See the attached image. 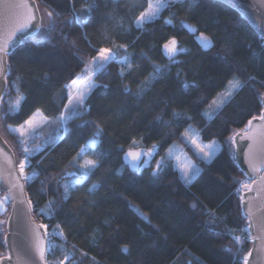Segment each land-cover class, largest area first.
Instances as JSON below:
<instances>
[{
    "label": "trees",
    "instance_id": "16d2710c",
    "mask_svg": "<svg viewBox=\"0 0 264 264\" xmlns=\"http://www.w3.org/2000/svg\"><path fill=\"white\" fill-rule=\"evenodd\" d=\"M36 2L40 11L53 13L55 30L46 41L24 39L7 55L0 134L18 163L23 145L9 126L18 127L37 112L47 118L28 144L31 165L25 173L38 175L25 183V190L34 218L63 232L53 256L57 264H244L251 245L237 192L244 175L229 138L262 108L264 39L236 11L214 0H185L139 28L136 18L148 0ZM87 5L94 7L85 12ZM202 33L211 39L207 49L200 43ZM172 38L180 51L170 59L163 45ZM121 44L127 49L118 50V60L127 55L132 70L121 75L118 60L108 64L93 77L100 86L88 95L87 110L59 123L68 100L66 85L100 47ZM232 78L243 87L206 116L209 102ZM17 89L24 99L12 110ZM174 111L180 114L176 118ZM188 126L201 140L220 142L210 163L183 142ZM92 139L86 156L98 158L100 165L63 199L58 181L76 179L67 175L79 172L70 161ZM175 142L200 169L190 184L165 156ZM154 145L153 160L137 171L122 162L126 150L149 151ZM162 157L164 166L154 175ZM49 200L56 203L45 215L41 210ZM5 220L0 223V255L5 252Z\"/></svg>",
    "mask_w": 264,
    "mask_h": 264
},
{
    "label": "snow or ice",
    "instance_id": "6c2138e0",
    "mask_svg": "<svg viewBox=\"0 0 264 264\" xmlns=\"http://www.w3.org/2000/svg\"><path fill=\"white\" fill-rule=\"evenodd\" d=\"M185 0H148L147 7L140 12L139 16L136 18V26L139 28L146 22H151L156 17L160 15V13L177 3L183 4ZM264 2V0H262ZM18 9H20V12L17 14V19L14 23V25L10 28V30L7 33L6 38L0 42V54H3L0 56V72L3 71L4 64H3V57L7 56L9 54V46L11 45V42L13 38L21 32L27 33V38L32 39L35 38L36 41L39 43L41 41H46L49 37L48 34L53 32L55 30V23L52 21V12H48L47 16L49 17V23L45 26L41 23H37L34 27L32 26V21L36 19V17L32 13V5L28 3V0H21L19 4L16 5ZM94 7V5H87L83 10L85 12H89L91 8ZM76 20L79 21L80 17L77 14ZM85 23L87 20L84 21ZM32 29L30 32L29 29ZM200 41L202 46L207 49L211 46V39L207 36H204L202 33L200 36ZM166 55L171 59L174 57L180 49L177 48V41L175 38L170 39L167 43L163 45ZM119 49H127V45H117L113 48L109 47H100L98 50H96V55L91 57V59L88 61V63L85 65V69L83 72L78 76L77 80H73L71 85H66V87L71 88L75 87L77 85V82L79 81V87H76L75 92H69L68 95V103L64 106V111L60 113V116L58 118L59 123H65L67 119H70L76 115L82 114L83 110L86 109V100L88 95L91 93V91L99 87L100 85L95 84L93 81V77L97 74L102 73L108 64L117 61L118 56L117 52ZM118 62L123 66L121 70V75L124 74V70L127 69L128 71H131L133 68L132 63L130 62L127 55H125L123 58H119ZM156 71H159V68L156 69ZM151 79H155V76L153 75ZM151 79L146 80L144 82V88L148 87L149 83L151 82ZM87 82V83H85ZM106 87V85H105ZM185 87H188L187 84H185ZM243 87V84L239 79H234L232 81H229V88L226 93H224L219 101H213V104L218 109L223 106L224 103L227 102L231 98L234 92L238 91ZM144 88L140 89V92L142 93L144 91ZM18 95L14 102L11 103V109L17 110L20 107L21 101L24 99L22 94H19V89H17ZM180 114L178 112H173L172 116L173 118L178 117ZM35 116V114H34ZM158 120L163 122L162 117H157ZM257 119V117H253V120ZM258 119L262 122L261 125H258L256 128L252 127V120L248 121V124L246 126V129L240 130V132H236L233 134L232 137H230L231 143L234 145L236 143V137L241 136V133L243 134L241 138L247 137L248 139L253 140L254 142L257 141V138H259V142L264 144V111H262L261 115L258 117ZM47 121V118H44V122ZM38 127V125L34 122L33 119L26 120L23 124H21L18 128H11L9 126V130L13 132H17L20 143L23 145V152H24V158L20 160L19 162V177H17L16 182L12 184L13 188H18L21 193H23L24 189V183H27L30 179H32L34 176L38 175L37 173L33 172L31 176L25 173V168L29 166V157L31 155V149L28 147V144L30 143L31 139L35 135V130ZM99 129L97 130V135H99ZM184 137H187L193 145L196 146V148L199 150V154H201V159L206 162L210 163L212 159L216 156V154L221 150V146L216 143V141H212L209 144H201L198 142V133L195 132L194 129L189 126V128L185 129V131L182 134ZM95 143L93 141L85 148H81L80 152L77 153L76 157H73V161H70V164H72L73 167L78 166L79 172H72L67 173L69 176L76 177L73 181L70 183H64L59 184L58 186L63 188V192L61 193L63 199H67L70 191L78 184L83 182V179L88 175L89 172L96 169L100 165L99 159H92L88 158L86 156V152L88 150H91L92 145ZM136 142L133 141V144ZM251 149V146H249ZM155 149V145L152 149H149L148 153H144L142 151L140 152H134L132 150H129V152L126 154L127 157H130L133 161V167H135V162L140 159L143 155H151L152 152ZM172 150L169 149L168 156H172ZM248 154H246L247 156ZM83 158L82 162H78V158ZM8 163L11 164L12 161L9 158ZM164 166V158L162 157L160 161H157L156 164V171L154 172V175L158 174V172L162 169ZM249 166L254 170L259 172L260 168H257L252 161L251 158H249ZM181 172V179L187 183L190 184L192 180L195 178L196 175L199 174L200 169L196 167L194 164L188 163L185 164L183 167L180 168ZM23 180L24 183H21L20 180ZM261 179H264V177H261ZM241 188L237 189V192H240L242 189H246L247 191H252V183H255V181H252V183H248L246 181H240ZM96 188V185H93V189ZM93 189H89V191H92ZM8 198L5 197L4 200H0V206H2L5 201ZM243 197H241V200L243 201ZM23 201H21L22 203ZM27 203L31 205L32 201L30 199L27 200ZM56 201L55 200H49L47 207L45 209H42V213L45 215H50L55 206ZM195 206V205H193ZM249 216V219L251 218V213L249 212L247 214ZM31 222V217H27V223ZM2 223V221H0ZM47 225L41 224L39 225V228L47 229ZM59 227V225H57ZM251 227V225H249ZM29 231L32 233V236L25 235L24 240H22L17 247L20 251L18 254V261H22V264H35L34 260L32 259L33 252L39 256L40 261L45 262L46 264V253L48 252V247L46 246L45 239L40 235L39 231L36 228H30ZM45 235H47V232L45 231ZM60 236L63 235V232L61 231L59 233ZM236 241L239 242L241 238L239 236L235 237ZM124 251L127 252V247L124 248ZM251 255V253L249 254ZM25 257L27 259H25ZM64 260H69V257L67 255L64 256ZM248 257L244 258V264H247ZM60 264H63V261H60Z\"/></svg>",
    "mask_w": 264,
    "mask_h": 264
},
{
    "label": "water",
    "instance_id": "95a60500",
    "mask_svg": "<svg viewBox=\"0 0 264 264\" xmlns=\"http://www.w3.org/2000/svg\"><path fill=\"white\" fill-rule=\"evenodd\" d=\"M218 1L232 10L236 11L248 24L249 26L264 39V2L262 0H214ZM21 0H0V42H2L10 28L14 25L17 14L20 9L16 7ZM28 3L32 5V13L36 17L32 21L34 27L37 23H42L43 18L38 8L36 0H28ZM30 28L28 31L30 32ZM27 38L26 32L18 33L12 40L9 46V54L24 40ZM201 43V41H200ZM204 48V47H203ZM205 49V48H204ZM8 54V55H9ZM3 54H0L2 56ZM4 68L0 72V104L3 98V93L6 89L7 83L6 78L8 76V62L7 56L3 57ZM261 110L258 115L253 116L257 119L252 120V127L256 128L261 125V121L258 117L264 111V94L260 96ZM248 120V121H249ZM248 121L243 129H246ZM240 132V130L232 133ZM243 134L241 133V136ZM236 137V143L232 147V156L238 169L244 175V178L252 183V191L242 189L240 192V211L241 215L246 221V231L250 239V248L247 253L248 261L247 264H264V144L259 142V138L254 142L247 137L241 138ZM251 146V149L249 148ZM132 150L134 152L148 151L138 149L126 150L121 158L122 162L127 165L131 170L137 171L143 162L150 163L154 155H143L138 161L135 162L133 167V161L126 154ZM246 154H248L246 156ZM11 159L12 163L9 164L8 160ZM249 158L252 159L255 166L260 168V171H254L249 166ZM19 177V167L16 164L15 154L6 140L0 134V188L4 190L6 196L11 202L8 215L4 224L3 242L5 246V252L0 255V264H22V261H18L19 249L15 247L22 240L25 235L32 236L29 231L30 228H36L40 235L45 239L46 246L48 247L47 236L45 235V229L39 228V223L33 216L32 205L27 203L28 195L25 190V183L21 179L20 182L24 183L23 193L18 188H13L12 184L16 182ZM241 188V187H240ZM243 197V201L241 200ZM21 201H23L21 203ZM251 213L249 219L248 213ZM31 217V222L27 223V217ZM251 225V227H249ZM251 253V255H249ZM25 259H27L25 257ZM32 259L35 264H45L40 261L39 256L33 252Z\"/></svg>",
    "mask_w": 264,
    "mask_h": 264
},
{
    "label": "rangeland",
    "instance_id": "374dc122",
    "mask_svg": "<svg viewBox=\"0 0 264 264\" xmlns=\"http://www.w3.org/2000/svg\"><path fill=\"white\" fill-rule=\"evenodd\" d=\"M40 13H41V15H42V18H43V21H42V23L41 24H43V25H47V23H48V16H47V14H46V12H44V11H40ZM85 69V68H84ZM83 72V71H82ZM81 72V73H82ZM78 78V77H77ZM77 78L75 79V80H77ZM234 79H236V78H232L230 81H232V80H234ZM94 81V80H93ZM85 83H87V82H85ZM72 84V82L69 84V85H71ZM80 85H79V81L77 82V85L75 86V87H71V88H68V95H69V92L71 91V92H75L76 91V87H79ZM228 88H229V82L227 83V85H226V87H225V89L222 91V92H220L213 100H211L210 102H209V104H208V106H207V108H206V110H205V114H206V116H210L214 111H216V110H218L216 107H215V105L213 104V101H219V99L221 98V96L224 94V93H226L227 91H228ZM67 103H68V100H67ZM66 103V104H67ZM31 119H33L34 120V122L38 125V127L36 128V130H35V135H37V134H39V128L45 123L44 122V116H42L40 113H35V116L34 115H32L31 117H30ZM29 118V119H30ZM28 119V120H29ZM19 127V126H18ZM18 127H15V128H18ZM15 128H13V129H15ZM187 128H189V126L187 127ZM186 128V129H187ZM191 128L192 129H194L192 126H191ZM195 130V129H194ZM15 134H17L18 135V133L17 132H14ZM183 134V133H182ZM34 135V136H35ZM182 137V139H183V142H185L186 144H188L191 148H192V150H193V152L199 157V158H201V154H199V150L196 148V146L195 145H193L192 143H191V141L187 138V137H184L183 135L181 136ZM93 141H95V139H92L89 143H92ZM212 141H216V143L218 144V145H220L221 146V144H220V142L219 141H217V140H211V141H203V140H201L200 139V137L198 136V142L199 143H201V144H209V143H211ZM42 149V147H39L37 150L39 151V150H41ZM169 149H171L172 150V156L171 157H169L168 156V151H169ZM154 152V151H153ZM152 152V153H153ZM165 156L166 157H169V158H172L173 159V162H174V165L176 166V168L178 169V171H179V175H180V178H181V172H180V168L181 167H183L185 164H188V163H191V164H194L196 167H198L197 166V164L189 157V155L187 154V152L184 150V148H183V145L181 144V143H178V142H175V143H173L166 151H165ZM23 157V156H22ZM89 158V157H88ZM82 159L83 158H81V162H82ZM199 168V167H198ZM182 180V179H181ZM183 181V180H182ZM184 182V181H183ZM185 183V182H184ZM187 184V183H186Z\"/></svg>",
    "mask_w": 264,
    "mask_h": 264
},
{
    "label": "built area",
    "instance_id": "2783aa9c",
    "mask_svg": "<svg viewBox=\"0 0 264 264\" xmlns=\"http://www.w3.org/2000/svg\"><path fill=\"white\" fill-rule=\"evenodd\" d=\"M23 158H24V156L21 157L20 160H22ZM19 162L18 163L16 162V164L18 166H19ZM28 163L30 166L31 165L30 159H29ZM28 167L25 168V171ZM242 181H246L249 183V181L245 178ZM239 185L241 186V184H239ZM4 192L5 191L0 188V200H4L5 197H7ZM10 205H11V202L9 199H7L5 201V203L2 206H0V221H2V223L8 215ZM36 221H38V220L36 219ZM38 222L48 226L47 229L45 230L47 232L46 236H47V242H48V252L46 253V264H57L56 259L53 258V256L55 255L54 251L59 246V244L63 241V238H62V236L59 235V233H60L59 230L53 226L51 227L48 222L44 223L43 220H40Z\"/></svg>",
    "mask_w": 264,
    "mask_h": 264
}]
</instances>
